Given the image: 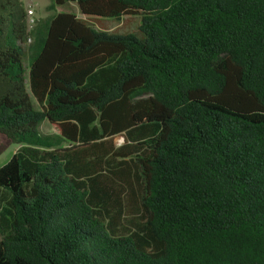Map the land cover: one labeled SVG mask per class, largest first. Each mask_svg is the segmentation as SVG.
<instances>
[{"label":"trees","instance_id":"1","mask_svg":"<svg viewBox=\"0 0 264 264\" xmlns=\"http://www.w3.org/2000/svg\"><path fill=\"white\" fill-rule=\"evenodd\" d=\"M50 1L0 0V264H264V0Z\"/></svg>","mask_w":264,"mask_h":264},{"label":"rangeland","instance_id":"2","mask_svg":"<svg viewBox=\"0 0 264 264\" xmlns=\"http://www.w3.org/2000/svg\"><path fill=\"white\" fill-rule=\"evenodd\" d=\"M24 8L29 7L32 10V16L31 19L33 20V24L35 21L38 20H44L49 16H52L54 14L58 13H74L78 17H81L77 11L75 6L71 7H56L53 10H49L48 7L51 4L50 0H21ZM140 23V18L139 16H128L122 18L121 21L115 22L113 20H110L108 22H105L104 25L108 26L109 28L111 27H120V30L118 33L123 32L125 29L130 30L131 28L135 27L136 25H139ZM40 132L42 133H49V132H54V128L49 125L47 121H44L40 128ZM0 138V142H1ZM116 145L121 144V138H116L114 140ZM16 151V147L11 146L6 151H4L0 155V167L5 164L13 155V153Z\"/></svg>","mask_w":264,"mask_h":264},{"label":"built area","instance_id":"3","mask_svg":"<svg viewBox=\"0 0 264 264\" xmlns=\"http://www.w3.org/2000/svg\"><path fill=\"white\" fill-rule=\"evenodd\" d=\"M25 11H26V16H27V26H28V29L30 30L31 27L33 26V20L31 19L32 10L29 7H26Z\"/></svg>","mask_w":264,"mask_h":264},{"label":"crops","instance_id":"4","mask_svg":"<svg viewBox=\"0 0 264 264\" xmlns=\"http://www.w3.org/2000/svg\"><path fill=\"white\" fill-rule=\"evenodd\" d=\"M77 16V15H76ZM78 17V16H77ZM100 27H102V28H109L108 26H105V25H101Z\"/></svg>","mask_w":264,"mask_h":264},{"label":"water","instance_id":"5","mask_svg":"<svg viewBox=\"0 0 264 264\" xmlns=\"http://www.w3.org/2000/svg\"><path fill=\"white\" fill-rule=\"evenodd\" d=\"M121 142H122V139H121Z\"/></svg>","mask_w":264,"mask_h":264}]
</instances>
